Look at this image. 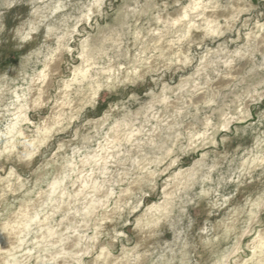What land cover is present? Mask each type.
<instances>
[{
  "label": "clouds",
  "instance_id": "1",
  "mask_svg": "<svg viewBox=\"0 0 264 264\" xmlns=\"http://www.w3.org/2000/svg\"><path fill=\"white\" fill-rule=\"evenodd\" d=\"M262 105L264 0H0V264H264Z\"/></svg>",
  "mask_w": 264,
  "mask_h": 264
},
{
  "label": "rangeland",
  "instance_id": "2",
  "mask_svg": "<svg viewBox=\"0 0 264 264\" xmlns=\"http://www.w3.org/2000/svg\"><path fill=\"white\" fill-rule=\"evenodd\" d=\"M3 107L6 108L7 104H5ZM262 107H264V105H262ZM0 110H2V109H0ZM255 119H256V113L253 112V120H255ZM25 251H28V250L26 249ZM4 264H7V261H5Z\"/></svg>",
  "mask_w": 264,
  "mask_h": 264
}]
</instances>
